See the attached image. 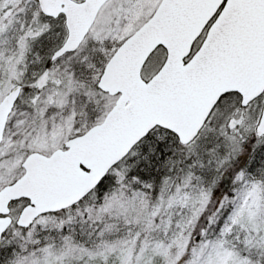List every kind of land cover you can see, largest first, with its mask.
<instances>
[{
    "label": "snow or ice",
    "instance_id": "snow-or-ice-1",
    "mask_svg": "<svg viewBox=\"0 0 264 264\" xmlns=\"http://www.w3.org/2000/svg\"><path fill=\"white\" fill-rule=\"evenodd\" d=\"M0 264H264V0H0Z\"/></svg>",
    "mask_w": 264,
    "mask_h": 264
}]
</instances>
